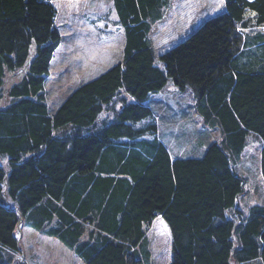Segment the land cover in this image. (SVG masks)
<instances>
[{"label": "trees", "instance_id": "1", "mask_svg": "<svg viewBox=\"0 0 264 264\" xmlns=\"http://www.w3.org/2000/svg\"><path fill=\"white\" fill-rule=\"evenodd\" d=\"M56 1L0 0V97L7 74L35 51L0 108V264H27L22 225L83 264H153L148 230L158 218L171 234V264H264V204L239 207L247 183L237 170L258 138L264 180V0H223V14L158 57L150 32L170 1L113 0L123 60L52 110ZM169 83L191 90L204 128L219 130L196 157H173L158 137L146 103Z\"/></svg>", "mask_w": 264, "mask_h": 264}, {"label": "rangeland", "instance_id": "2", "mask_svg": "<svg viewBox=\"0 0 264 264\" xmlns=\"http://www.w3.org/2000/svg\"><path fill=\"white\" fill-rule=\"evenodd\" d=\"M160 20L153 23L150 40L156 56L165 54L185 42L205 21L223 14V0H169ZM57 25L62 42L51 64V75L46 83V98L52 110L80 85L100 76L123 60L124 29L118 22L113 0H63L56 1ZM27 64L16 72H9L4 81L0 108L8 104V90L27 75ZM126 96V95H125ZM118 101V99L116 100ZM155 111L159 126L158 137L165 143L173 157L198 156L206 145L219 140V130L204 128L203 120L196 114V98L191 90L181 94L169 83L163 91L152 95L146 103ZM115 107H118L115 105ZM106 118H100L94 131L101 128ZM93 130V129H92ZM206 130V143L201 149L187 144L202 143ZM261 142L252 137L240 156L237 170L246 178V191L240 199L245 212L250 207L264 204V180L259 169ZM22 260L27 264H83L78 257L58 239L43 235L22 225L17 230ZM153 264H171V234L161 218L148 230ZM20 257V256H19Z\"/></svg>", "mask_w": 264, "mask_h": 264}]
</instances>
